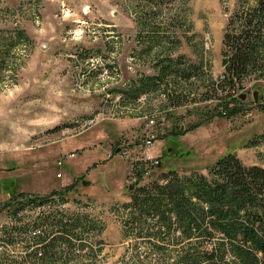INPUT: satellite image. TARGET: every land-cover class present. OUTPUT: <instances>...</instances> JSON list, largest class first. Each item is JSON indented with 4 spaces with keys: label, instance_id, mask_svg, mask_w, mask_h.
I'll list each match as a JSON object with an SVG mask.
<instances>
[{
    "label": "rangeland",
    "instance_id": "1",
    "mask_svg": "<svg viewBox=\"0 0 264 264\" xmlns=\"http://www.w3.org/2000/svg\"><path fill=\"white\" fill-rule=\"evenodd\" d=\"M257 4L0 0V239L10 229L15 238L3 242L0 264L26 263L18 228L40 216L65 222L75 214L86 217L90 230L84 246L73 247L81 259L34 257V264H126L135 249L150 248L125 227L129 212L122 206L134 187L161 183L170 171L208 177L228 153L264 169V72L255 70L234 88L218 79L228 78L224 34L238 35L240 19ZM168 65L191 67L192 78L179 82L166 73L135 95L141 81ZM232 90L247 95L243 103ZM222 104L237 112L227 116ZM152 116L158 121L151 128ZM148 134L155 138L150 154L162 162L156 169L140 164ZM65 190L66 199H44L37 210L30 205L15 214L19 202ZM38 229L39 236L48 230Z\"/></svg>",
    "mask_w": 264,
    "mask_h": 264
},
{
    "label": "trees",
    "instance_id": "2",
    "mask_svg": "<svg viewBox=\"0 0 264 264\" xmlns=\"http://www.w3.org/2000/svg\"><path fill=\"white\" fill-rule=\"evenodd\" d=\"M153 1L162 5L174 0ZM240 21V33L227 32L223 38L224 54H230L226 59L228 78L225 81L231 88L255 70L264 72V40L261 35L264 0H258L257 7ZM171 68V65L163 66L159 76L145 78L135 89V95L148 90L166 73L174 74L175 81L179 82L192 78L191 67ZM222 107L228 110L227 116L237 112L229 109L227 104H222ZM214 113L218 112L214 110ZM260 137L264 143V132ZM140 174L141 169H138L136 175L140 177ZM161 180V183L134 187L130 202L122 206L129 212L126 229L150 245L145 251L135 249L130 256L131 261L126 264H264L263 168L243 166L233 154L228 153L213 163L208 177L194 173L179 178L170 171L161 176ZM66 191L53 192L43 198L30 197L18 203L15 214L31 204H44V199H66ZM52 218H37L38 232L39 227L48 230L41 236L37 235L36 244L41 248H37L33 258L36 255L37 259L40 257L52 262L63 258L66 262L80 260L73 247L79 242L81 248L84 246L82 241H87L83 238L90 231L86 217L75 214L65 222H54ZM50 219L52 221L47 223ZM6 235L10 237L9 233ZM191 241L194 243L186 248L170 250L168 247Z\"/></svg>",
    "mask_w": 264,
    "mask_h": 264
},
{
    "label": "built area",
    "instance_id": "3",
    "mask_svg": "<svg viewBox=\"0 0 264 264\" xmlns=\"http://www.w3.org/2000/svg\"><path fill=\"white\" fill-rule=\"evenodd\" d=\"M219 81H223L225 82V79L226 77L224 75H220L218 77ZM229 92V90H228ZM241 94L240 93H235L233 90H232V98L233 99H237V100H240L239 99V96ZM223 116H225V114L223 113ZM93 120H87V124L89 125L90 123H92ZM158 119L156 117H150L148 118V127H154L155 125H157V122ZM155 142V138L153 135L151 134H148L147 136L144 137V139L142 140L141 142V148L143 150V154H144V157L141 159L140 161V164L142 166H149V168H159L160 167V163H161V160H159L160 158L159 157H153L151 156L150 154V149L151 147L153 146ZM111 155L108 156V158H110ZM61 163L59 162V165ZM61 175H58V177H60ZM30 206V205H29ZM31 207L34 208V210H37L39 208V206H37L36 204L32 205L31 204ZM33 210V209H32ZM36 223H37V218L35 220H33L30 224H28L26 226V229H24L23 227H20L18 228V234H15L17 235V237H19L21 243L23 241H27V244L25 245V255L24 257H21L20 261H25L26 263L25 264H34V262L32 261V258H33V253L36 252L37 248H38V244H36V237L37 235L39 234L38 233V230H37V227H36ZM9 233L10 237H8L6 234ZM4 236L3 239H0V252H6V248L7 246H5L3 244L4 241H6L7 243H9L11 241V243H14L15 241V238L12 236V231L11 229L7 232ZM13 240V241H12ZM19 244V243H17ZM36 256V255H35ZM34 256V257H35ZM27 260H30L32 261L33 263L31 262H28Z\"/></svg>",
    "mask_w": 264,
    "mask_h": 264
},
{
    "label": "water",
    "instance_id": "4",
    "mask_svg": "<svg viewBox=\"0 0 264 264\" xmlns=\"http://www.w3.org/2000/svg\"><path fill=\"white\" fill-rule=\"evenodd\" d=\"M227 63V60L225 58L222 59V67ZM252 99H253V102L254 103H257L258 102V92L257 91H254L252 92ZM247 98V95L246 94H241L239 96V99L242 101V100H245ZM119 150H116V153H118ZM83 185H85V183H83ZM132 188L130 187L129 190H131Z\"/></svg>",
    "mask_w": 264,
    "mask_h": 264
}]
</instances>
